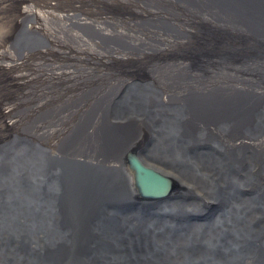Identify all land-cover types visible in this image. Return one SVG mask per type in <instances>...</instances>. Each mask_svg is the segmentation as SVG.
<instances>
[{"label":"bare ground","instance_id":"6f19581e","mask_svg":"<svg viewBox=\"0 0 264 264\" xmlns=\"http://www.w3.org/2000/svg\"><path fill=\"white\" fill-rule=\"evenodd\" d=\"M188 1L26 0L24 5L12 0L9 2L12 5L7 7V0H0V110L4 121L0 138L7 142L21 134L32 137L34 133L37 139L42 138L38 133L43 134L47 136V139L42 138L44 146L50 153L59 147L65 134L72 135L73 143L77 142L90 155L89 165L78 166L81 202L86 204L90 198L98 197L97 206L102 199L109 201L120 197L119 191H125L121 186L125 180L121 161L116 162L117 156L113 158L114 153L106 155V151L116 147L122 155L140 132L132 126L116 131L104 126L107 134L103 135L98 121L103 118L101 112L105 109L116 110L118 116L124 117L126 112L148 110L154 105L159 107L160 113L170 118L164 120L161 139L159 137L160 141L153 145L147 159L150 162L169 161L179 168L186 167L181 160L182 150L172 144L173 129L190 139L192 131L198 127L228 128L222 131L229 145L227 185L217 187L215 195L216 201L225 202L222 213L204 228L200 225L204 223H186L189 229L185 230V235L177 236V251L166 257L183 264L186 255L197 249L191 257L197 259L201 254L205 258L203 264H215L212 261L218 257L220 260L217 259L216 264H264V240L257 239L253 247L241 239L248 234L253 238L264 234L263 229H248L252 228L250 224L253 225L255 215L260 212L264 217V0H244L252 14L248 27L239 21L242 9L222 11L221 7L215 9L206 3L190 6ZM20 30L24 48L16 50L10 42ZM198 58L214 61L208 72L200 68L198 80L204 85L184 84L185 79L178 74L182 72L183 63L194 66L191 62H197ZM170 65L181 70L172 73L165 82L156 70ZM59 81L65 82L61 92L54 88L59 87ZM164 87L174 95L166 97L177 103L174 112L166 111L164 107L167 106L161 103L165 98L161 92ZM49 88L51 93H47ZM201 91L207 97L195 99ZM59 93L61 95H57ZM181 97L188 103L185 104ZM115 98L121 99L117 106L113 105ZM44 108L49 114L41 118ZM221 122L224 124L218 125ZM157 123L160 126L161 119L153 122ZM129 151L138 158L135 150ZM17 158L15 155V162L12 159L13 166L25 159L24 155ZM202 159L207 166L218 163L213 156ZM1 161L4 162V157ZM38 163L37 160L35 166L39 168ZM229 166H243L244 175L234 174ZM8 175L11 173H0L2 226L8 196L5 195L6 182H10ZM19 185L13 190L18 193L19 202H29V199H21L24 196L35 197L36 194L22 190ZM248 185L257 188L255 197L243 191L250 189ZM177 187L179 189L175 190L180 191L176 197H169L175 191L172 189L159 203L160 208L174 210L179 216L187 211L194 212L197 204L185 197L181 199L180 196L187 193ZM37 202L41 213L34 212L40 213V218L45 220L50 213L45 208L52 205L50 198ZM49 219L53 226L54 219L51 216ZM123 221L126 228L132 227V234L127 229L119 230V226L110 232L117 237L120 246L131 248V253L149 242L153 227L158 224L157 221L145 223L132 214ZM161 231L171 236V230ZM46 233L47 230L39 232ZM186 235L193 237L194 243L207 244L212 251L190 247L189 242L184 243ZM214 246H218L217 249L214 250ZM141 249L142 253L148 252L144 247ZM241 253L245 257L240 256ZM6 255L13 256L21 264H32V257H24L0 245V264H7Z\"/></svg>","mask_w":264,"mask_h":264},{"label":"water","instance_id":"95a60500","mask_svg":"<svg viewBox=\"0 0 264 264\" xmlns=\"http://www.w3.org/2000/svg\"><path fill=\"white\" fill-rule=\"evenodd\" d=\"M162 1L160 0V3ZM195 3L203 5L206 3L211 7H215V9L221 7L222 11L242 9L244 12L240 14L241 16L239 15V21L242 25L249 26V19L252 14L249 13L248 4L244 0L188 1L190 6H195ZM22 35L23 32L21 30L18 31L16 37L10 42V46L15 47L16 50L17 47L24 48L21 42ZM212 63L214 64L213 59L202 58L197 62H191L194 66L183 63L182 72L178 74L185 79L184 84L191 83L193 86L204 85L198 80L200 68L202 67L208 72L209 65L212 66ZM181 69L170 65L166 68L164 67L163 70L157 69L156 71L161 80L167 82L169 80L168 77L172 73ZM122 91L123 89L119 91L118 95ZM161 92L165 98L174 96L171 91L167 90V87H164ZM179 95L183 96L181 93ZM183 97L181 99L187 104L188 102ZM199 97L205 99L207 96L204 95V91H201L194 96L195 99ZM120 100L117 99L113 105L117 106ZM180 109L184 111L185 108ZM46 110L44 108L41 111V118L43 116L48 117L49 113H46ZM101 116L103 118L98 121V127L103 135L107 134L104 126L110 127L112 131H116L118 128L123 130L127 126H132L139 128L140 133L146 136L142 133L140 123L148 127L150 122L153 123L158 118L161 121L170 118L164 117L156 105L148 110L141 111L139 109L126 112L124 117L118 116L116 110L112 112L105 109L101 112ZM28 125L32 129L33 126ZM38 135L47 139V136L43 134L40 135L38 133ZM42 138L37 139L34 133L32 137H26L21 134L19 137L6 138L7 142L0 138V159L4 157V162H0V167L3 168L6 174L11 173V175H8L10 182H6L5 195L8 196L6 214H4L2 226L6 228L5 230H0V237L2 238L0 239L2 240L0 245L5 248L9 247L10 250H16L24 257H32V264H180L181 261L176 262L166 256H170L177 251L179 246L177 236L185 235V230L189 229L186 223L189 225L195 222L204 223L200 224L204 228L209 221L216 219V215H221L222 213L225 204L224 200H212L204 204L198 197L187 196V194L180 196L181 199L185 197L184 199H188V201L198 202L204 211H187L183 216H179L174 210L161 209L159 203L165 199L164 197H167L172 189H179L176 182L162 172H157L151 167H145L131 151L121 155L122 152L116 151L118 149L116 147H110L106 151V155L114 153L112 155L113 158L116 156L118 158L116 162L121 161V171L125 179L121 182V186L125 188V191H119L117 195H120V197L115 196L109 201L102 199L97 206H95V203L98 202V197L90 198L88 203L83 204L80 199L81 191H79L78 185L80 181L77 172L78 166L85 167L89 165L87 162L90 155L77 142L73 143L75 139L72 135L68 137L65 134L59 147H56L54 152L50 153L44 146L45 142ZM15 155H18L17 159L24 155L25 159L22 160L21 164L13 166ZM37 160L39 168L35 166ZM35 167L37 169H34ZM229 167L234 174L236 173L240 177L244 175L243 166L241 168L236 166ZM3 171L0 170V173H3ZM252 173L253 175L255 174L254 172ZM18 184H20L19 186L22 190L36 194L35 197L28 195L21 198L29 199L30 203L27 202L28 200H25V202L17 200L18 193L13 190H16V185ZM248 186L250 189H245L246 194L255 197L257 188L252 185ZM132 189H135V191L132 192ZM47 198H50L52 205H49V207L47 205L45 210H49L54 215L48 213L49 215L46 216L45 220H42L40 218V204L37 201H44ZM62 207L65 208L63 209ZM34 211H40V213L35 214ZM131 214L139 220L146 221L145 223L158 222V224L154 225V232L147 240L149 242L144 243L142 246L150 253H142V247L140 249L136 248L131 253V248H127L125 245L120 246L119 240L116 239L117 237L110 232L111 229L119 226V230L127 229L132 234L134 232L131 231L132 227L128 226L126 228L125 224H122L124 223V217H131ZM50 216L54 219L52 221L54 223L53 226H50ZM252 224H250L252 228L248 229L264 230L262 213L259 212L258 215L253 217ZM163 229L171 230V236L161 231ZM41 230H47L46 235L39 234ZM51 230L56 231L52 233ZM251 235H246V238L241 235L243 237L241 239L248 246L253 245L254 247L253 243L259 238L264 240V234H260L257 236L258 238H253ZM185 239L184 243L189 242L190 247L198 246L201 251H207L208 249V251H212L207 244L203 245L202 241L194 243L192 241L194 238H189L187 235ZM217 247L214 246L213 249L215 250ZM189 250L192 251V249ZM196 251L197 249H194L191 254H196L194 253ZM191 254L186 255V261L183 264L188 262L205 263V258L201 254H199L197 259L191 257ZM240 256L245 257L243 253ZM5 259L7 264H21V262L10 255H6ZM217 259L215 258L212 263L216 264L218 262Z\"/></svg>","mask_w":264,"mask_h":264},{"label":"flooded vegetation","instance_id":"af4514ba","mask_svg":"<svg viewBox=\"0 0 264 264\" xmlns=\"http://www.w3.org/2000/svg\"><path fill=\"white\" fill-rule=\"evenodd\" d=\"M145 77H150V75H145ZM1 95V94H0ZM12 95V94H11ZM10 95V96H11ZM6 96V93H4ZM161 103L164 106V109L169 112H174L177 106L175 101H168V99L164 98L161 99ZM166 114V113H165ZM3 111L0 110V122L3 121ZM176 119H183V117L172 115V117ZM164 121L160 126L157 124H153L152 122L149 123L150 126L146 127L147 136H143L140 132L138 134V138L135 139L125 152L129 151L130 149L135 150L138 158L143 160L146 164H154V166H161L165 172L169 175L173 176L176 180V184L179 187H182L189 196H193L195 191H198L199 195L206 196L209 201H215L217 197L216 191L218 190L217 187L227 185V175L226 173V166L229 162L228 158H222L221 153H224L227 156L228 152V143L223 134V130H228V128L222 129H213V128H195L192 131L191 138L188 139L185 135L180 134L177 130H172L171 137L173 139L172 144L178 146V149L182 150L183 158L181 159L184 162V167L186 168H179L174 166V164L170 163L169 161L165 162H150L148 161V153L151 151L153 145L157 144L161 139V134H163V125ZM224 124V123H218ZM152 125L155 127L153 128ZM222 126V125H221ZM4 132V131H3ZM8 134V132H4ZM209 133V134H207ZM179 135V136H178ZM209 135V137H208ZM181 136V137H180ZM195 140V142H194ZM227 143V145H226ZM136 144V145H135ZM146 146V147H145ZM145 147V148H144ZM225 148L226 150H222L221 153L219 149ZM124 152V153H125ZM123 153V154H124ZM122 154V155H123ZM213 156V158L218 162L212 164L213 167L209 164L207 166V162H205L204 156ZM167 163V164H166ZM221 172H223V178H221ZM180 190H175L169 196L170 198L176 197L177 193ZM245 191V188L243 189ZM195 202V201H194ZM197 207L194 211L202 212L204 211L203 208L195 202ZM193 212V211H192ZM2 206H0V230L3 229L2 227Z\"/></svg>","mask_w":264,"mask_h":264},{"label":"rangeland","instance_id":"374dc122","mask_svg":"<svg viewBox=\"0 0 264 264\" xmlns=\"http://www.w3.org/2000/svg\"><path fill=\"white\" fill-rule=\"evenodd\" d=\"M10 1H12V0H7V3L5 4V5H7V7H9V5H12V4H9V2ZM21 2H23V3H21V4H24L25 5V3H26V0L25 1H23V0H21ZM21 7L23 8V5H21ZM37 53V51L34 53V55ZM33 55V54H32ZM24 60H22V62H23ZM33 75V74H32ZM23 77H24V75H22ZM21 77V76H20ZM26 78H27V76H26ZM50 79L52 80V78L50 77ZM63 83H65L64 81H59V87H54L55 88V91H59V92H61L62 90H64L61 86L63 85ZM52 87V86H51ZM51 88H49V91L50 92H47V93H51ZM57 95H61L60 93L59 94H57ZM116 100V98L113 100V102ZM194 123H197V122H195L194 121ZM0 128H4V123H1V127Z\"/></svg>","mask_w":264,"mask_h":264}]
</instances>
